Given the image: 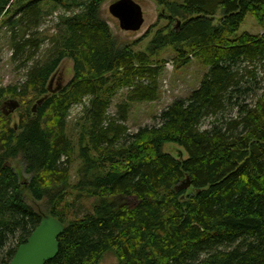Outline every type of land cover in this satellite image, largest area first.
<instances>
[{"label":"trees","instance_id":"1","mask_svg":"<svg viewBox=\"0 0 264 264\" xmlns=\"http://www.w3.org/2000/svg\"><path fill=\"white\" fill-rule=\"evenodd\" d=\"M104 1L0 0V19L17 6L9 22L14 59L40 48L38 33L29 32L44 13L76 9L60 16L52 57L31 66L20 87L0 90V100L41 98L61 62H74L67 86L49 93L36 112L28 104L19 126L0 123V264L10 263L43 215L65 225L59 252L46 264H101L109 251L118 264H264V34L236 35L249 13L264 30V0H183V21L166 43H191L209 71L157 124L135 133L127 124L131 105L160 98L163 67L143 51L117 46L100 15ZM122 88L126 100L111 114ZM86 97L80 180L71 186L68 117ZM167 143L188 157L165 152ZM19 155L31 175L26 188L34 200H48V214L27 202L20 175L6 165ZM187 177L192 185L177 190ZM71 187L94 197L91 210L69 215Z\"/></svg>","mask_w":264,"mask_h":264},{"label":"rangeland","instance_id":"2","mask_svg":"<svg viewBox=\"0 0 264 264\" xmlns=\"http://www.w3.org/2000/svg\"><path fill=\"white\" fill-rule=\"evenodd\" d=\"M29 1V0H27ZM116 0H105L101 6L100 15L104 19L113 33L118 47L131 46L135 51H143L148 54L150 59L155 64H160L163 67L160 75V98L151 102H135L132 103L127 124L130 133L137 132L141 127L152 126L157 124V117L162 111L169 107L177 99L188 98L198 87L203 80L205 74L209 71L201 59L196 57L193 53V46L191 43L184 45H169L166 40L169 39V34L183 21V11L181 6L183 0H167L170 5H160L156 0H135L143 8L145 23L139 31H125L120 27L119 20L112 16L109 11V6ZM17 7V6H16ZM14 7L8 14L0 19V90L7 87H20L26 81V75L31 66L35 63L43 62L52 57L53 40L58 35V25L60 16L70 15L76 9L68 10L65 7L49 13L43 14L41 24L37 29H32L29 34L38 33L42 39V43L38 51L29 59L26 56L18 55L14 59V49L10 42V25L14 16ZM222 17L221 11H218L214 16L215 25L220 23ZM244 32H249L254 35L264 34V30L259 25L256 17L249 13L245 17L238 33L241 35ZM189 59L184 64V60ZM74 76V62L71 58H65L56 72L53 74L51 80V87L56 89L62 85L66 87ZM128 93L127 88H122L114 96L110 113L114 114L117 105L126 100ZM39 98V97H38ZM32 100L27 98L24 102L19 96L7 95L0 100V111L3 112L5 102L11 99H16L22 104V107L15 110L10 115L0 117V123L10 124V126H19L20 120L23 116L25 108L28 104L33 108L37 99ZM90 101V97L84 98L83 102L72 105L70 115L68 117L67 134L72 140L75 148L73 162L70 169V183L71 186L80 180V169L82 167L79 150L82 145L86 144V115L85 108ZM255 98L251 96L248 102H254ZM10 109L9 106L5 107ZM213 119H206L203 123V128H210ZM165 152H168L176 158H187L188 153L185 149L177 144L167 143L163 147ZM10 163L18 174L23 183L24 195L27 202L33 206L39 213L48 214L51 205L47 199L36 201L32 198L27 190V182L31 175L25 171L26 164L21 155L16 158H11L6 161ZM25 187V188H24ZM67 202L70 205L69 215H77L86 213L92 209L94 205V197L88 192H81L69 189V197ZM101 264H118V260L113 252L105 253L101 260Z\"/></svg>","mask_w":264,"mask_h":264},{"label":"water","instance_id":"3","mask_svg":"<svg viewBox=\"0 0 264 264\" xmlns=\"http://www.w3.org/2000/svg\"><path fill=\"white\" fill-rule=\"evenodd\" d=\"M113 17L117 18L120 27L125 31H139L145 23L142 6L135 0H116L109 6ZM62 85L56 89L48 86L49 93H56L62 89ZM49 93L39 98L33 107H37L49 97ZM10 109L6 110L5 107ZM21 104L16 99L5 102L3 113L10 115L19 109ZM10 166L11 164L8 163ZM192 185L191 179L187 177L176 188L177 190L187 189ZM65 230V225L58 218L51 215H43L39 225L33 230L28 240L21 244L9 264H46L59 252V238Z\"/></svg>","mask_w":264,"mask_h":264},{"label":"flooded vegetation","instance_id":"4","mask_svg":"<svg viewBox=\"0 0 264 264\" xmlns=\"http://www.w3.org/2000/svg\"><path fill=\"white\" fill-rule=\"evenodd\" d=\"M10 164V163H9ZM6 165H8V163L6 164ZM9 166V165H8ZM11 166V165H10Z\"/></svg>","mask_w":264,"mask_h":264}]
</instances>
